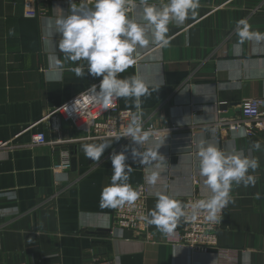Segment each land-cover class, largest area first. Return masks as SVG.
Here are the masks:
<instances>
[{
  "label": "crops",
  "instance_id": "obj_1",
  "mask_svg": "<svg viewBox=\"0 0 264 264\" xmlns=\"http://www.w3.org/2000/svg\"><path fill=\"white\" fill-rule=\"evenodd\" d=\"M69 7L63 1H37V13L27 16L23 0H0V142H11L0 150V264H82L94 255L116 264H264V130L234 138L245 129L229 130L221 123L243 118L242 101L264 98V41L235 47L240 19L264 33V0H199L183 25L169 24L168 46L138 48L133 66L119 74L138 77L149 90L139 111L133 98H117L119 107L138 112L170 135L158 149L164 160L141 165L126 153L125 163L133 168L127 183L133 189L148 187L147 212L154 209L157 193L183 204L192 193L211 195L198 171L201 138L258 160L259 166L248 171L255 184L233 183L216 231L217 247L205 252L175 242L181 220L170 234L147 226L151 241L132 230L112 237V207L101 206V190L113 174L109 157L125 145L139 146L111 139L98 162L76 153L72 168L70 145L81 143L84 133L61 118L58 132L41 122L45 112L101 79L87 73L77 77L71 69L86 62L65 60L50 43L58 37H49L48 21L68 14ZM138 11L139 3L129 16L138 19ZM37 131L60 142L53 148L32 146L30 135ZM157 137L139 150L154 145ZM60 149H68L70 168L55 173ZM152 172L158 173L155 184L148 182Z\"/></svg>",
  "mask_w": 264,
  "mask_h": 264
},
{
  "label": "clouds",
  "instance_id": "obj_2",
  "mask_svg": "<svg viewBox=\"0 0 264 264\" xmlns=\"http://www.w3.org/2000/svg\"><path fill=\"white\" fill-rule=\"evenodd\" d=\"M129 6L136 8L131 0H94L91 7L88 0H80L79 5L70 0L68 14L62 13L47 23L49 37H58L57 40H50L54 51H59L65 60L72 63L86 62L73 67L71 71L79 78L86 73L101 78L98 90L97 85H92L88 90L90 95L81 94L85 105L94 103L107 107L113 98H133L134 106L139 111L141 97L149 94L148 87L136 76L121 79L119 74L133 66L138 48L149 44L168 46L169 24L183 25L190 13L195 14L199 0H165L160 4L139 0L138 19L129 16ZM13 34L14 29H10L9 35ZM236 35L237 49L245 41H264V33L251 30L246 19L237 21ZM51 59L57 65L61 63L55 56ZM166 133L167 129L156 138L154 145L139 150L153 133L144 131L141 121L134 114L124 131L111 137L116 140L127 137L139 149L125 145L123 151L110 155L113 174L111 183L101 190V206L116 208L126 203L131 205L139 198L140 194L127 183L133 168L125 163L128 159L126 153H130L133 162L138 158L141 165L164 160L158 149L164 144ZM245 135L246 132L241 129L234 134V138ZM111 144L112 140L105 138L100 143L83 144L82 151L87 158L98 162ZM254 148L258 150L260 144L255 143ZM196 150L199 176L211 195L186 206L169 195L157 193L154 209L140 217L145 226L154 225L162 233L170 234L181 218H189L186 207H190L193 214L202 210L207 214V220L214 221L217 213L230 202L233 183L245 187L255 184V178L248 175V171L259 166L258 160L239 152H225L203 138L196 142ZM157 178L158 173L152 172L148 182L155 184Z\"/></svg>",
  "mask_w": 264,
  "mask_h": 264
},
{
  "label": "built area",
  "instance_id": "obj_3",
  "mask_svg": "<svg viewBox=\"0 0 264 264\" xmlns=\"http://www.w3.org/2000/svg\"><path fill=\"white\" fill-rule=\"evenodd\" d=\"M37 1L52 2L63 1L70 3V0H23L25 15H35V3ZM74 3H80V0H72ZM133 4H138L139 0H131ZM94 0H88V6L91 7ZM133 8L129 6V12ZM37 13V12H36ZM100 82L94 84L98 85ZM78 93L72 98L68 99L58 107L44 113L42 121L49 126L54 132L60 129L59 119H63L70 123V125L84 133L83 141H101L105 138H111L114 135L121 134L127 124L130 122L134 114L141 121L142 129L144 131L152 132V136H161L165 131L157 129L150 120L144 119L138 112L129 109H121L118 105L117 98H113L110 104L105 107L102 104L83 103L82 93L90 95L88 90ZM79 103H75L76 101ZM240 112L242 119H233L223 121L229 130L244 128L246 134L252 135L264 130V98L253 97L244 100L240 103ZM151 136V137H152ZM167 132L165 138H169ZM118 141L120 144L130 141L127 137H121ZM60 141L48 140L43 131H37L30 135V145H44L54 147ZM10 141L0 142V150L10 147ZM70 168V153L68 149H60V160L53 164L52 169L55 173L66 171ZM140 195L139 198L131 205L125 204L116 208H112V237H120L124 230H132L137 234H143L145 241H151L152 235L145 226L144 221L140 217L147 213V200L149 197V190L145 184H137L134 188ZM209 196L192 193L187 196L184 205L189 206L198 200L207 199ZM225 207L217 213V219L209 221L206 219L207 214L200 210L195 214L192 213L190 207H186V212L189 218H181V227L176 232V243L188 248L191 252L201 251L205 252L217 247L216 231L219 227V221L223 214ZM59 264V263H58ZM82 264H116L115 261L108 257L94 255L89 261Z\"/></svg>",
  "mask_w": 264,
  "mask_h": 264
},
{
  "label": "water",
  "instance_id": "obj_4",
  "mask_svg": "<svg viewBox=\"0 0 264 264\" xmlns=\"http://www.w3.org/2000/svg\"><path fill=\"white\" fill-rule=\"evenodd\" d=\"M222 108H224V107H222L221 106V109ZM226 115L225 116H228L230 113L229 112H226L225 113ZM86 143H88V142H86V141H81V143H79V144H76V145H70V151H71V153H72V155H73V157L71 158V167L72 168H74V165H75V162H76V158H75V154L76 153H83V151H82V145L83 144H86ZM90 143H98L97 141H93V142H90ZM91 160V159H90Z\"/></svg>",
  "mask_w": 264,
  "mask_h": 264
}]
</instances>
